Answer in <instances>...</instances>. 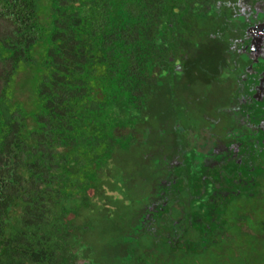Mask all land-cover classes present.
I'll list each match as a JSON object with an SVG mask.
<instances>
[{
    "label": "trees",
    "instance_id": "trees-1",
    "mask_svg": "<svg viewBox=\"0 0 264 264\" xmlns=\"http://www.w3.org/2000/svg\"><path fill=\"white\" fill-rule=\"evenodd\" d=\"M198 1L0 0V264H100L87 260L75 232L87 229L76 210L91 205L88 193L104 170L113 168L110 190L132 203L121 180L149 194L160 176L154 166L180 141L177 121L196 127L181 104L183 80L202 67L179 46L215 18L196 11ZM30 71L31 98L20 99L19 79ZM253 177L215 210L214 195L203 194L205 204L192 211L203 213L209 230L195 242L182 226L159 223L131 245L121 242L136 205L125 217L117 212L118 222L106 219L113 235L94 255L109 251L107 264H126L116 247L136 244L144 255L138 264H264V172ZM170 210L169 203L157 210L159 220Z\"/></svg>",
    "mask_w": 264,
    "mask_h": 264
},
{
    "label": "flooded vegetation",
    "instance_id": "flooded-vegetation-1",
    "mask_svg": "<svg viewBox=\"0 0 264 264\" xmlns=\"http://www.w3.org/2000/svg\"><path fill=\"white\" fill-rule=\"evenodd\" d=\"M210 1L199 0L196 11L209 15L215 11V18L211 16L203 22L207 26L202 30L198 28L191 35L181 37L179 46L180 50L187 51L188 61L202 67L200 74L192 69L189 71L192 78L188 75L183 80L186 91L182 97L186 95L190 101L183 100L181 104L187 116L197 119L196 127L183 126L177 121L183 130L176 133L180 134L181 142L176 141L167 157H161V166H154L160 176L154 180L149 194L135 195L139 198L138 213L133 226L125 232L123 243L127 241L131 245L135 238L154 233L158 223L163 230L175 224L182 226L186 239L195 242L197 236L200 238L209 230L202 219L203 213L192 211L193 206L205 204L203 194L208 191L214 195L215 210V205L231 202L255 183V171L264 172V0H215L213 7ZM182 64L180 55L176 56V71L181 70ZM197 88L198 95L189 94L194 89L197 92ZM206 99L213 106L209 116L200 108ZM192 106L195 107L192 109ZM219 113L227 118L224 123L216 119ZM176 134L172 135L173 142ZM155 162L158 165V160ZM130 184L124 183V190ZM167 203L172 210L163 213L160 221L156 211ZM106 219L109 218L105 217V224L101 225V240L105 237L106 225L109 229L111 225ZM217 233L214 220V234ZM130 245L116 247L119 248L116 256L121 254L119 258L126 264H138L144 255H138L135 249L142 247ZM108 255L103 263L111 258Z\"/></svg>",
    "mask_w": 264,
    "mask_h": 264
},
{
    "label": "rangeland",
    "instance_id": "rangeland-1",
    "mask_svg": "<svg viewBox=\"0 0 264 264\" xmlns=\"http://www.w3.org/2000/svg\"><path fill=\"white\" fill-rule=\"evenodd\" d=\"M34 75H35L34 71H30L25 76L20 77L19 79L20 91L18 92V96L20 99H23V98L30 99L31 98V90H32V86L34 83V77H33ZM196 93L197 95L200 93L199 88H197V92H195V89L189 92L190 95L191 94L195 95ZM182 100L190 101V99H188L186 95H185V98ZM194 107L195 106H192V109ZM211 107H213L212 102L207 99L203 103V105L200 106V108L204 111L203 114H207L208 116L212 115L210 113ZM215 107L216 106H214V111L216 110ZM216 119H220L221 122L223 123L227 120V118H224L220 113L219 115H216ZM123 159L127 160L125 158ZM113 176H114L113 168L109 165V167L104 170V175L100 177L102 181L99 183L98 189L94 193L93 192L88 193V195L91 197V200H90L91 205H89L87 209L80 207L76 210L77 223L81 224V223L87 222L88 226H87V229L84 230L83 232L78 231V232H75V234H77L79 242L83 244V247L88 248V250L91 253V256H89L87 260L92 261V259H97V261L100 262V264H107V262L110 261V259H112V258H108L106 263H103L104 261L100 256L99 257L95 256L96 253H98V251L96 252L93 251L94 248L95 249L99 248L103 244L104 239L113 235L112 229L106 228V231L104 232L105 237L102 239L103 241L101 240V235H102L101 225L103 223L105 224L104 218L108 217L111 221L117 222L118 219L120 218L119 217L120 215H117V212L121 214V217H125L126 212L136 209V203L139 200V198L135 197V195L138 194V192H140V191H137L138 188L128 187L131 192H134L133 194L131 192L129 193L133 195L131 196L132 203L131 202L122 203L120 201V196L115 191H111L112 186H113L111 183V180ZM121 182H123L122 185L124 186V183H125L124 179H122ZM124 205H127L128 209H125ZM142 249L143 248H140V247L135 249L137 251V254L140 256L143 255ZM156 250H158V248H156ZM107 253H109V251L104 253V255H106ZM206 259L207 258H203L201 259V261H206Z\"/></svg>",
    "mask_w": 264,
    "mask_h": 264
}]
</instances>
